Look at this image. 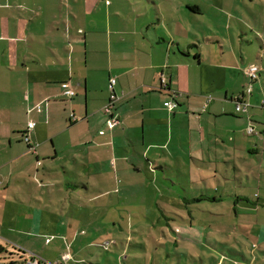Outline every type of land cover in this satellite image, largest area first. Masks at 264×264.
Here are the masks:
<instances>
[{
    "label": "crops",
    "instance_id": "crops-1",
    "mask_svg": "<svg viewBox=\"0 0 264 264\" xmlns=\"http://www.w3.org/2000/svg\"><path fill=\"white\" fill-rule=\"evenodd\" d=\"M100 1L0 0V245L16 246L31 260L49 258L47 239L55 235L48 230L44 209L46 175L55 173L48 167V172H40L42 162H55L69 154L73 160H85L81 163L83 170L93 174L97 167L95 153L112 152L111 160L117 155L123 158L126 149H116V145H127V141L141 145L132 163L135 172L143 167L161 168L160 164L153 166L156 161L147 157L150 151L159 159L164 158V150L173 158H180L181 153L189 160L188 166L194 159L214 170L215 159L221 164L245 159L247 173L252 155L264 158V82L257 83L247 96V111L238 113L233 99L246 84V66L239 67L234 57L225 58L222 47L219 55L205 37L212 58L204 64L206 59L198 44L182 43L166 29L159 33L164 16L161 19L157 6L154 18L146 16L144 22H138L144 14L136 12L132 25H128L129 19L121 18L129 21L113 30L117 40L106 35L99 41L93 35L96 31L106 28L110 32L109 12L104 14L102 27L93 22ZM110 5L104 10L110 11ZM188 6L196 5L185 4L190 9ZM196 8L195 13L200 14ZM89 16L85 26L78 24L79 19ZM151 30L154 35L148 33ZM100 53L102 59L96 56ZM258 66L261 74L264 67ZM111 77L115 78L114 90L119 97L115 113L120 125L108 129L102 107L108 99ZM68 89L74 95L64 94ZM175 91L181 93L178 104L168 109L164 104ZM254 114L260 124L252 125L255 141H251L245 127L253 124ZM30 121L35 125L29 131L31 144H27L23 134ZM99 130L104 131L100 134ZM175 139L179 145L174 144ZM244 148L250 159L245 158ZM263 167L260 162L258 168ZM234 168L241 171L235 164ZM116 171L128 173L124 163L117 165ZM257 186L260 188L258 181ZM198 190L204 198L203 188ZM254 196L256 200L252 201L264 204V197L256 192ZM233 197L236 205H250L244 194ZM185 200L182 206L188 204ZM22 223L26 225L21 227ZM176 231L181 239L188 238L187 231ZM255 231L256 238L264 241V224ZM64 239L68 244L67 235Z\"/></svg>",
    "mask_w": 264,
    "mask_h": 264
},
{
    "label": "rangeland",
    "instance_id": "rangeland-1",
    "mask_svg": "<svg viewBox=\"0 0 264 264\" xmlns=\"http://www.w3.org/2000/svg\"><path fill=\"white\" fill-rule=\"evenodd\" d=\"M100 2L93 22L102 27L104 14L109 12L110 32L106 28L96 31L93 35L99 41L106 35L112 41L117 40L118 35L113 30L123 27L129 20L128 25H132L136 12L144 14L137 20L144 22L146 16L154 18V13L160 9L164 20L159 33L166 29L182 43L198 44L206 59L204 64L212 58L210 44L204 43L208 39L218 54L222 47L225 58L234 57L239 67L251 64L264 67V0ZM109 2L110 11L104 10ZM185 4L196 5L201 13L187 9ZM121 18L129 20L123 22ZM90 19L91 16L79 19L78 24L85 26ZM153 31L148 33L154 35ZM87 39L90 61L91 35ZM99 45L103 46L102 43ZM96 56L102 59L104 55ZM98 64L101 70L102 61ZM239 76L242 79V75ZM263 82L264 69L252 83V89ZM107 90L109 92L108 83ZM253 119L252 125L260 124L255 114ZM105 127L108 128L107 124ZM249 135L248 138L255 141V135ZM126 144L116 145V149H126L123 158L117 155V159L111 160L112 152L95 153L97 167L93 174L83 170L81 163L85 160L76 157L73 160L69 154L55 162L39 165L40 172L48 167L55 173L51 175L46 170L44 189L46 224L55 235L47 239L46 248L50 250L46 255L49 258L39 260L38 264H264V241L260 242L255 236V230L264 224V204L251 200H256L254 192L264 197V167L258 168L260 162L264 164L262 156L253 158L252 155L250 159L243 149L245 158L249 157V163H252L247 173L243 168L245 159L234 158L229 164H221L215 159L217 169L214 170L203 167L194 159L188 166L189 160L183 159L181 153L180 158H173L164 150V158L159 159L150 151L147 157L156 161L153 166L160 164L161 168L143 167L140 172H135L132 163L136 161L134 155L141 145H134L133 141ZM174 144L179 145V140L175 139ZM121 163L127 166L128 173L115 172V167ZM234 164L241 171L236 170ZM199 188H203L204 198L199 196ZM239 194L246 195L252 201L250 205H236L233 196ZM215 195L216 200L213 199ZM183 200L188 203L186 206L181 205ZM23 225L26 223L21 227ZM179 229L187 231L188 238L181 239L176 231ZM105 243H108L106 249L102 246ZM1 248V264H29L31 260L16 246L3 243Z\"/></svg>",
    "mask_w": 264,
    "mask_h": 264
},
{
    "label": "built area",
    "instance_id": "built-area-1",
    "mask_svg": "<svg viewBox=\"0 0 264 264\" xmlns=\"http://www.w3.org/2000/svg\"><path fill=\"white\" fill-rule=\"evenodd\" d=\"M243 74H244L245 78L247 79V82L244 85L241 92H239L233 99V101L235 103V111L238 113L239 112L245 113L247 111V108L250 106V104L246 98L252 92V83L255 80H257L259 75H260V67L256 64H251L249 66H246L243 69ZM160 79H161V83L163 84L164 78L161 76ZM114 84H115V78L114 77L109 78V84H108L109 95H108V99H107L106 103L102 107L103 112L107 115L106 124H107V127L109 129H113L114 127H116L120 124V120L115 113V106H116V102L119 100V97L115 93ZM64 94H66L68 96H72V95H74V92L72 90L68 89V90L64 91ZM180 95H181L180 92H177V91L173 92L171 99L166 101L164 106L168 109L177 106V104H178L177 98L180 97ZM209 100H210V98H208V101ZM34 125H35V123L33 121L28 122L27 131L23 134V140L27 144H31L30 137H29V131H31V129H33ZM246 132L248 134H254L255 133L254 127L252 126V124L248 123L246 125ZM100 133H103V130H101ZM0 184H1V182H0ZM102 246L106 249L108 247V243H105ZM38 263H39V261L36 259L30 260V262H29V264H38Z\"/></svg>",
    "mask_w": 264,
    "mask_h": 264
},
{
    "label": "trees",
    "instance_id": "trees-1",
    "mask_svg": "<svg viewBox=\"0 0 264 264\" xmlns=\"http://www.w3.org/2000/svg\"><path fill=\"white\" fill-rule=\"evenodd\" d=\"M191 8H193V9H191ZM190 9L193 10V11H196L197 8H196V6H192V7H190ZM213 199H215V198H213ZM1 250H2V248H1V246H0V251H1Z\"/></svg>",
    "mask_w": 264,
    "mask_h": 264
}]
</instances>
